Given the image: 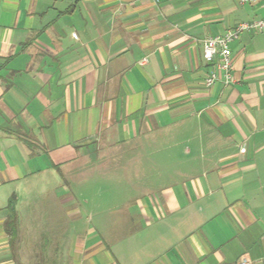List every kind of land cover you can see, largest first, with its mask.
I'll return each instance as SVG.
<instances>
[{
  "label": "crops",
  "instance_id": "crops-1",
  "mask_svg": "<svg viewBox=\"0 0 264 264\" xmlns=\"http://www.w3.org/2000/svg\"><path fill=\"white\" fill-rule=\"evenodd\" d=\"M261 18L239 0H0V264H264V33L229 44L232 85L206 88L201 56ZM98 157L124 158L122 198L68 233L57 206ZM12 194L18 232L62 239L11 245Z\"/></svg>",
  "mask_w": 264,
  "mask_h": 264
},
{
  "label": "rangeland",
  "instance_id": "rangeland-1",
  "mask_svg": "<svg viewBox=\"0 0 264 264\" xmlns=\"http://www.w3.org/2000/svg\"><path fill=\"white\" fill-rule=\"evenodd\" d=\"M124 164V158L122 157H112L110 159H100V157H98L96 159H92L90 163L85 164L86 167L91 168V171L84 172L85 178L83 179V185L81 188L75 186L73 182H71L69 187H67V198L69 196H73V198H75L74 202L68 203L63 209L62 206H57L59 214L63 212L61 213V219L59 218L58 221V223L61 225V229L66 228L67 232L69 233L71 230H74L76 224L83 230L92 228L97 224L98 215L92 212L91 207L95 208L96 205H98L97 207L103 208L104 206H102V203L104 204L108 200L113 202V199L118 200L122 198V189H118L119 185L117 184H121L122 186L124 181L123 174L121 172L122 169L124 170ZM92 167L95 168L93 169ZM86 200L89 201V204H85ZM92 201L95 203V205L92 204ZM76 206L77 210H79V207L83 210L80 212L82 219H77L75 221L73 211L74 207ZM53 214L57 215V213L54 211ZM116 221L120 220L116 219L112 221L116 223L115 226L118 225ZM49 223H51V225L57 224L56 220L53 219L49 220ZM64 223L66 227H63ZM22 224L23 227L21 231L17 233V237L13 240V242H11V245H37L42 244V241H44L45 244H55L58 239H62L57 237H43L33 239V236H27V221H23ZM66 239L69 240L74 238Z\"/></svg>",
  "mask_w": 264,
  "mask_h": 264
},
{
  "label": "built area",
  "instance_id": "built-area-1",
  "mask_svg": "<svg viewBox=\"0 0 264 264\" xmlns=\"http://www.w3.org/2000/svg\"><path fill=\"white\" fill-rule=\"evenodd\" d=\"M240 4L260 3L264 7V0H239ZM245 32L264 33V18L238 21L221 36H207L201 41L202 60L207 64H213L210 72L204 77L203 84L206 88L218 83L224 86L232 85L236 82L232 74L231 51L229 44L238 39ZM76 37V34H72ZM241 153L245 148L240 149ZM238 264H246L244 261Z\"/></svg>",
  "mask_w": 264,
  "mask_h": 264
},
{
  "label": "trees",
  "instance_id": "trees-1",
  "mask_svg": "<svg viewBox=\"0 0 264 264\" xmlns=\"http://www.w3.org/2000/svg\"><path fill=\"white\" fill-rule=\"evenodd\" d=\"M17 197L15 194L9 196L6 206L3 208L6 212V219L4 221V229L8 235L10 243L17 237L18 233V217L16 213ZM43 243V242H42Z\"/></svg>",
  "mask_w": 264,
  "mask_h": 264
}]
</instances>
